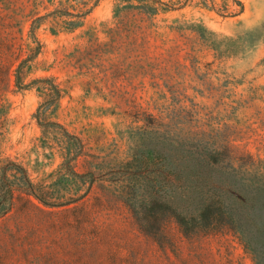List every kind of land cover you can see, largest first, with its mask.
Masks as SVG:
<instances>
[{"label":"rangeland","instance_id":"374dc122","mask_svg":"<svg viewBox=\"0 0 264 264\" xmlns=\"http://www.w3.org/2000/svg\"><path fill=\"white\" fill-rule=\"evenodd\" d=\"M124 1L65 28L57 2L0 0V158L57 205L16 193L0 264H254L227 227L144 232L126 202L165 132L264 161V0H160L144 22Z\"/></svg>","mask_w":264,"mask_h":264},{"label":"trees","instance_id":"16d2710c","mask_svg":"<svg viewBox=\"0 0 264 264\" xmlns=\"http://www.w3.org/2000/svg\"><path fill=\"white\" fill-rule=\"evenodd\" d=\"M48 1L57 4L46 17L65 28L76 27L91 11L87 9L90 0ZM124 2L115 8L114 17L129 13L144 22L156 12L172 8L160 0ZM43 19H33L32 27ZM45 91L53 101L60 98L55 85ZM164 136L167 138H158L151 161L141 157L139 191L126 202L140 229L157 231L159 223L172 220L188 237L227 227L250 252L254 264H264V161L249 154L238 156L226 145L203 144L195 139L187 143L176 132H165ZM43 189L33 183L22 164L10 157L0 158V217L10 211L16 193L47 207L57 206Z\"/></svg>","mask_w":264,"mask_h":264}]
</instances>
